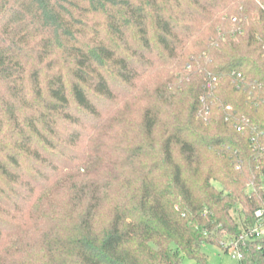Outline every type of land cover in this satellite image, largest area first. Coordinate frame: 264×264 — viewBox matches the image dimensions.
Instances as JSON below:
<instances>
[{
  "label": "trees",
  "instance_id": "trees-1",
  "mask_svg": "<svg viewBox=\"0 0 264 264\" xmlns=\"http://www.w3.org/2000/svg\"><path fill=\"white\" fill-rule=\"evenodd\" d=\"M263 47L254 0H0V264H264Z\"/></svg>",
  "mask_w": 264,
  "mask_h": 264
},
{
  "label": "rangeland",
  "instance_id": "rangeland-1",
  "mask_svg": "<svg viewBox=\"0 0 264 264\" xmlns=\"http://www.w3.org/2000/svg\"><path fill=\"white\" fill-rule=\"evenodd\" d=\"M255 3L262 9L264 10V6L261 3V0H254ZM233 22H235V19H232ZM157 78H148L147 81H145L143 83V86H147L149 89H151V85L156 83ZM134 103V101L132 102ZM130 105V104H129ZM138 106L139 104H136L135 108H132V114L133 116L138 114ZM137 107V108H136ZM206 113L204 115V117H207ZM218 188V186H216ZM261 230L264 231V225L261 227ZM264 240V236L260 237ZM240 240V244L244 245V239H239ZM238 240L235 239H231V238H223L221 240V242L223 243L224 247H219L217 245H213V244H203L201 246V252L204 254V256L206 257L207 261L209 264H240V261L233 256V254H237V252L235 250H229L228 252V246H230L231 244L237 242ZM180 264H198L195 260L189 259L185 256H181V263Z\"/></svg>",
  "mask_w": 264,
  "mask_h": 264
},
{
  "label": "built area",
  "instance_id": "built-area-1",
  "mask_svg": "<svg viewBox=\"0 0 264 264\" xmlns=\"http://www.w3.org/2000/svg\"><path fill=\"white\" fill-rule=\"evenodd\" d=\"M263 51H264V47H263ZM255 217L257 219V226L252 229L249 234L251 235H255L257 238H260L262 236H264V231L261 230V227L264 225V208L262 209H259L255 212ZM247 235V234H246ZM247 236L245 235H241L239 236L238 238V241L231 244L230 246H228V252L229 250H235L237 252V254H233L234 257H236L240 262L242 260V254L240 252V240L239 239H244L246 238Z\"/></svg>",
  "mask_w": 264,
  "mask_h": 264
}]
</instances>
